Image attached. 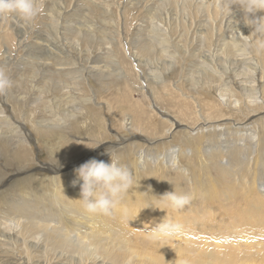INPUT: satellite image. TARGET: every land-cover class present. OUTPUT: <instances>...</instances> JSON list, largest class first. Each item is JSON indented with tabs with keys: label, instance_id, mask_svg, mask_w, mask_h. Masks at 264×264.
<instances>
[{
	"label": "rangeland",
	"instance_id": "1",
	"mask_svg": "<svg viewBox=\"0 0 264 264\" xmlns=\"http://www.w3.org/2000/svg\"><path fill=\"white\" fill-rule=\"evenodd\" d=\"M229 3L39 0L33 21L0 18V67L12 81L0 94V196L17 198L0 215V264H164V247L134 235L142 219L119 216L153 202L162 209L143 214L184 211L185 235L212 244L178 264H264V34ZM106 149L136 186L98 216L114 230L101 241L81 236L97 213L72 181L89 159L110 162ZM44 177L51 186L34 200L17 195L16 183ZM174 189L191 204L174 210L158 197ZM20 212L25 223L12 225ZM133 243L148 256L131 257Z\"/></svg>",
	"mask_w": 264,
	"mask_h": 264
},
{
	"label": "clouds",
	"instance_id": "2",
	"mask_svg": "<svg viewBox=\"0 0 264 264\" xmlns=\"http://www.w3.org/2000/svg\"><path fill=\"white\" fill-rule=\"evenodd\" d=\"M233 5L242 13L245 25L251 26L253 32L264 34V15H261L264 13V0H230L229 7L233 8ZM41 11L39 0H0V18L19 17L24 21H33ZM11 87L12 81L6 69L0 67V94H4ZM106 152L111 157L110 162L91 158L74 169L76 179L72 184L73 186L80 184L81 194L78 200L83 202V207L89 213L111 215L126 194L136 186L132 169L127 164L121 163L119 158H114L107 149ZM184 174L188 175L187 170H184ZM158 197L174 210L184 209L193 199L191 195L178 194L175 189ZM149 206L162 209L154 202L148 203L142 209ZM182 231L181 225L166 218L155 226L145 229L148 233L147 238L162 246L168 245L166 241Z\"/></svg>",
	"mask_w": 264,
	"mask_h": 264
},
{
	"label": "bare ground",
	"instance_id": "3",
	"mask_svg": "<svg viewBox=\"0 0 264 264\" xmlns=\"http://www.w3.org/2000/svg\"><path fill=\"white\" fill-rule=\"evenodd\" d=\"M140 156H141V153L139 154ZM54 165H50V166H48L47 168H49V169H52V167H53ZM73 176H76L75 174L73 175ZM73 176H71V177H73ZM54 177H56V176H54ZM70 177V178H71ZM51 183H52V179H50V178H47V177H44L43 179H33V180H28V181H24V182H18V183H16V184H18L19 186L17 187V195L18 194H20V196H22V197H25L26 198V201L27 202H29L28 200L32 197V199L34 198V192H39V193H43V188H48L49 186H51ZM56 186V185H55ZM27 192L28 194H31V195H27V194H23L22 192ZM76 192V191H75ZM35 198H36V196H35ZM31 199V201H33ZM17 200V198H16V196H13V197H7V196H0V215H1V217L3 218V219H5L6 218V216H7V211L10 209V208H16V206L15 205H13L12 203L13 202H15ZM26 201H23V200H20L19 201V204L17 205V208L18 209H20L21 211H23V212H25V211H27L28 210V208H29V204L26 202ZM39 202H40V200H39ZM260 203H262V202H260ZM252 204V203H251ZM253 205H254V202H253ZM257 205H259L258 203H257ZM256 205V206H257ZM264 205V204H263ZM261 206V207H264V206ZM134 206V205H133ZM127 206V207H124L123 208V211H120L119 212V216H121L122 218L124 217V216H127L128 214H130L129 212H131L135 217H137L138 218V220H141L142 219V221H140V223H141V225H142V228L140 229L141 230V232L139 233L138 232V234H137V232L136 231H134L132 228V224H124L126 227H128V229L129 230H133L136 234H134V235H137V236H143L144 235V237L146 236H148V233H146L145 232V229L146 228H149V227H153V226H155V224H157V223H159V222H161L162 220H163V218H166V219H168V220H170V221H172L173 223H176V224H179V225H181L182 226V229H183V231L179 234V239L175 236V238H177V240L176 239H174V238H172L171 240H168V241H166V243L168 244V245H164V246H162L160 243H158V242H155V241H153V240H150V242H154L156 245H160L161 247H164L163 249L165 250V252H166V254H165V252H163V254H165V256L167 257V258H164V260H165V262L163 261L162 262V260H161V258L159 257V256H161L162 257V254L160 255H156L155 256V258H154V260H157L158 258H159V262H162V263H164V264H176L177 263V256H179V255H181V254H191L192 252H198V256L200 255V257L201 256H204L203 254L204 253H206V252H208V250L209 249H211L212 248V244L210 243V242H207V240H204V243L203 244H208L207 246H204V247H202V246H199V244H198V242H194L195 240H192L191 238H188V236H186L185 235V231H187V228H186V226L183 224V223H185L186 224V219H188V218H185V216H187L186 214H185V212L184 211H181L180 213H174L173 214V211H171L170 212V214H168V213H166V214H160V213H158L157 215H154V214H152V215H145V214H143L142 213V210L141 209H139V207L138 206ZM254 207H255V205H254ZM250 208H253V207H250ZM261 209V208H259V207H256V209ZM257 209V210H258ZM254 210V209H253ZM253 210H252V212H253ZM264 210V209H263ZM129 211V212H128ZM237 211H239V210H237ZM248 211V210H247ZM206 212H209V211H206ZM243 212V211H242ZM233 213H237L236 211H234ZM247 213V212H246ZM254 213V212H253ZM8 214H11V213H8ZM127 214V215H126ZM253 215V214H252ZM98 216H102V214L101 213H97V215H95L93 218H88V221H87V224H88V226H87V228L89 229L88 230V232H86L85 234L83 233V234H81V236H86V237H90V238H98V237H100V236H102V235H106V237L104 238V239H101V241H106V240H108L109 238H110V235H111V233H113L114 232V230H111V229H108L107 227H108V223L106 222V221H104V220H102L103 219V217H98ZM202 216V215H201ZM211 217V216H210ZM255 217V216H254ZM22 218H23V220H22ZM198 219H199V217H197ZM28 219H31V217H28ZM63 219L65 220V221H67V222H69V219H68V217H67V215H64V217H63ZM195 219V218H194ZM213 219H215V218H213ZM213 219L211 220V219H207V221H210V222H212L213 221ZM253 219V218H252ZM264 219V218H263ZM13 221H15V222H12L11 224L12 225H19V224H24L25 223V215L22 213V212H20V214H18V216L16 217V218H14V219H12ZM124 220V219H123ZM123 220H118V222H123ZM132 220V219H131ZM197 220V219H196ZM234 220H236V219H234ZM238 220V219H237ZM189 221V220H188ZM199 222H200V220H198ZM197 221V222H198ZM242 221V220H241ZM258 221V220H257ZM259 221H261V220H259ZM263 221V220H262ZM201 222H202V219H201ZM201 222L199 223V225L197 224L196 226V228H198V226H200L201 225ZM252 222V221H251ZM190 223H193L192 221L190 222ZM258 223V222H257ZM204 225H206L207 226V229L209 228V230H210V227L212 226V224H205V223H203ZM237 224V223H236ZM239 224V223H238ZM237 224V225H238ZM252 223H249V221L247 222V225H251ZM259 224V223H258ZM193 225H195V224H193ZM240 225V224H239ZM254 226L256 225L255 223L253 224ZM264 225V224H263ZM205 226V227H206ZM235 226V225H234ZM260 226V225H259ZM202 227H204V226H202ZM201 227V228H202ZM204 227V228H205ZM256 227V226H255ZM191 229V231L194 233V232H198V231H200V230H198V229ZM200 228V227H199ZM238 228V227H237ZM241 228V227H240ZM239 228V229H240ZM257 228V227H256ZM260 228H262V227H260ZM259 228V229H260ZM264 228V227H263ZM262 228V229H263ZM243 231H244V228H243V226H242V228H241ZM194 230H196V231H194ZM252 230V229H251ZM128 230H125V229H123V231L121 232L123 235H124V237H123V239L124 238H127L126 239V242H127V244H124V246H125V248L128 246V243L130 242V239H132L131 237V235L130 236H128V234L127 233H129V232H127ZM133 231H130L131 233L133 232ZM207 231V230H206ZM256 231V230H255ZM82 232H84V230H82ZM82 232H80V233H82ZM192 232H190V233H192ZM203 233V232H202ZM205 233V232H204ZM247 233V232H246ZM251 233V232H250ZM133 234V233H132ZM207 235V234H206ZM137 239V238H136ZM193 239H195V238H193ZM249 239V238H248ZM148 240V239H147ZM240 240V239H239ZM138 241V240H137ZM198 241V240H197ZM200 241V240H199ZM238 241V240H237ZM247 241V240H246ZM136 242V241H135ZM134 242V243H135ZM194 244H193V243ZM243 242V241H242ZM132 243V242H131ZM130 243V244H131ZM133 243V246H131V248L130 249H128L131 253H132V255H131V257L132 256H137V257H142V256H148V253L147 252H142V251H140V249H138L137 250V252H135V251H133L134 250V245L136 244H134ZM201 243V242H200ZM246 243H248V242H246ZM202 244V245H203ZM242 244V243H241ZM138 245V244H137ZM201 245V244H200ZM245 245V244H244ZM140 246H141V244H140ZM159 246V247H160ZM241 246V245H240ZM139 247V246H138ZM245 247V246H244ZM247 247V246H246ZM205 248V249H204ZM132 249V250H131ZM259 249H261V250H264V249H262V248H259ZM141 250H142V246H141ZM148 250V249H147ZM157 250V249H156ZM90 251V250H89ZM192 251V252H191ZM116 252V251H115ZM160 253H162V252H160ZM196 253H195V255H196ZM258 254H263V253H258ZM194 256V255H193ZM192 256V257H193ZM198 256L196 257V258H198ZM191 257V256H190ZM191 257V258H192ZM144 258V257H143ZM173 260H175L176 262H174ZM198 260V259H197ZM208 260V257H205V259H203V261L205 262V261H207ZM208 263H210V261H208ZM178 264V263H177Z\"/></svg>",
	"mask_w": 264,
	"mask_h": 264
}]
</instances>
